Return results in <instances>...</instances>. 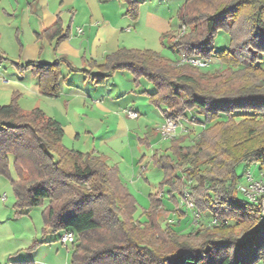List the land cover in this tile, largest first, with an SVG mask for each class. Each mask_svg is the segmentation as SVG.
I'll return each mask as SVG.
<instances>
[{
  "label": "trees",
  "instance_id": "trees-1",
  "mask_svg": "<svg viewBox=\"0 0 264 264\" xmlns=\"http://www.w3.org/2000/svg\"><path fill=\"white\" fill-rule=\"evenodd\" d=\"M124 2V14L137 20L138 1ZM177 17L183 31L161 36L173 59L148 49L121 48L101 65L91 62L99 73L85 71L96 83L123 70L131 72L135 85L143 77L152 86L144 91L148 101L181 127L187 111L202 116L192 120L201 130L191 144L178 136L169 139L165 152L151 156L161 179L138 217L137 201L115 166L66 147L61 124L39 108L23 110L17 93L0 104V175L10 181L16 215L45 204L42 231L74 234L68 264H264V218L257 205L237 197L236 189L240 163L257 164L259 172L264 166V68L259 65L264 0H185ZM219 30L229 33L230 45L216 51ZM43 33L56 42L67 37L58 22ZM180 55L215 59L224 67L202 73L179 64ZM59 63L16 65L20 72L34 73L41 95L56 98ZM238 106L253 112L235 120ZM184 188L195 212L209 215L210 223L180 233L166 218L171 212L183 215L179 199Z\"/></svg>",
  "mask_w": 264,
  "mask_h": 264
},
{
  "label": "crops",
  "instance_id": "crops-1",
  "mask_svg": "<svg viewBox=\"0 0 264 264\" xmlns=\"http://www.w3.org/2000/svg\"><path fill=\"white\" fill-rule=\"evenodd\" d=\"M125 7L124 0H0V104H7L17 93L21 108H39L61 124L65 136L67 133L69 138L79 139L81 133H85L93 139V144L100 132L96 126L101 128L105 125L102 144L120 139L121 147L108 152L100 145H93L87 153L102 157L110 166H117L120 181L136 199L146 195L154 186L150 179L144 184L140 172L136 174L140 170H149L142 166L147 156L138 153L139 147L136 155L132 150L134 140L139 138L137 130L150 123L147 113L141 116L138 106L147 100L144 91L150 92L152 86L150 84L148 89L147 83L141 79L134 85L131 73L120 74L125 77L126 88L119 87L114 80L117 72L100 83L85 73L87 70L91 74L99 73L97 68L91 67V62L101 65L107 55L128 48L123 46L124 41L140 24L139 20L132 21L124 14ZM57 22L67 34L58 42L43 33ZM56 60L60 61V93L56 98L40 95L38 78L30 69L20 72L16 65L27 61L52 63ZM28 104L30 107H27ZM128 111L137 113V117H128ZM126 120L136 122L130 126ZM163 120L160 109L157 122L145 133V137L151 136L153 142L158 141V127ZM112 124H117L120 129L110 135L108 132ZM148 141L147 146L153 151L151 139ZM140 155L144 157L142 162ZM149 171L154 179L161 178L160 171ZM4 183L0 180V188L4 187ZM4 200L2 195L0 202ZM4 207L0 206V220L12 223L16 218L10 217L9 209L5 213ZM25 216L29 217V211L17 219ZM39 232L40 235L34 226L33 234L20 240L23 243L19 246L13 247L0 240V264H5L7 256L11 264L30 260L33 264H68L70 249L59 242L61 232L57 237L61 245L59 249L51 240V232L44 233L42 229ZM35 241H39V245L28 249ZM24 250L32 256L19 257Z\"/></svg>",
  "mask_w": 264,
  "mask_h": 264
},
{
  "label": "rangeland",
  "instance_id": "rangeland-1",
  "mask_svg": "<svg viewBox=\"0 0 264 264\" xmlns=\"http://www.w3.org/2000/svg\"><path fill=\"white\" fill-rule=\"evenodd\" d=\"M137 1H138L137 20H139L140 25L138 27L137 26L135 27L137 28V30L132 29L133 30L132 34L126 37L127 39L124 41L125 44H123V46L128 47L127 49H139V50L148 49L151 51L158 52L164 58L173 59L174 55L168 49L169 43L167 41V38L164 37L163 41H161V36L165 33L176 34V33H181L183 31L184 28L183 26L179 25L180 23L177 17V13L180 6L185 0H137ZM229 45H230L229 33L224 30H219L214 38V49L216 51H221L228 48ZM210 60H211L210 65L206 68L200 69L201 70L200 72L211 73L220 70L221 68L224 67L221 64H219L215 59H210ZM259 65L262 68H264V59ZM116 72L118 75H115L116 77L114 80L117 81L119 87L122 86L123 88H126L127 82L125 80V77L120 76V74L121 72L123 74L131 73V72L128 70L116 71ZM140 79L142 80V82H146L148 89H150V83L146 81L143 77L139 78V80ZM133 83H134V78H133ZM19 99H20V95L18 94L17 103ZM9 102H7V104ZM27 107H30V105ZM138 107L140 108L139 112L141 113V116H143L142 114L144 112L147 113V116H149L150 123L146 127L143 126L142 130H137V133L139 134V138H136L134 140V145L132 147V150L136 155L139 147L140 151L138 153H144L148 158V159L146 158V160L143 161L144 157L140 155L141 162L143 161L142 166L144 167V169L148 167L149 170L152 171L155 170L158 172L159 170L155 169L151 164V156L157 151H161L162 153L165 152L171 142L169 139H162L159 134L157 135L159 140L154 142L152 141L153 137L151 136H147V138L145 137V133H147V131H149L151 127L154 126L155 122H157V116L158 114H160V108L151 104L148 101V99L147 100L145 99L144 103L140 104ZM23 110L28 111L30 109L27 108ZM234 110H235L234 113L235 112L238 113V115L236 114L235 120H239L243 118L242 117L243 114L239 115L240 113L251 114L253 112L248 110L246 107H243V109H241L240 106H238ZM257 115L259 116V114ZM193 119L202 120V116L196 110L187 111L186 119L182 120L184 126H182V129H179L177 135L174 137L176 138L178 136H184L185 140L183 141V144H191L196 139V137L198 136L201 130L200 126H196L197 124L194 123V121H192ZM219 119H226V116L220 114ZM126 122H128V124L132 126V123L133 122L135 123L136 121L126 120ZM96 127H98L100 132H98L97 134V138L95 139V144H93L94 143L93 139L91 137L89 138L90 135H85V133H81V137L79 139L76 137L69 138L68 134L66 133V136L63 135L64 136L63 144L68 148H72L74 150H78L84 153L90 152L93 145H96V147L97 145H100L103 147L104 150L108 152L117 151L121 147L122 142L120 141V139H116L113 142L108 143L107 145H103L101 139L105 137L104 134L105 125H103V127L101 128L100 125ZM117 129L118 130L120 129L117 126V124H112L110 126V130L108 133L111 135V133L112 132L115 133ZM148 139H151L152 141L151 145H152V149H154L153 151L151 150L150 147L147 146L150 141V140L148 141ZM99 141L101 142V144H99ZM256 166L257 164L254 163L249 164L246 162H242L236 167V174L241 179L246 169L247 170L249 169L254 173V175L258 177L259 170L256 168ZM149 170H143V171L140 170L137 171L136 174H139L140 172V174L143 176L141 181L144 182V184H147V180L150 179V182L153 183L155 187H157L161 178H159V180L154 179V176ZM9 171L11 177H14L15 174L11 163L9 165ZM0 180L5 182L4 187L0 188V197L3 195L5 197V200L3 202L2 201L0 202V206L1 207L5 206L3 208L4 212L7 213L8 212L7 210L9 209L10 217L16 218L15 220L12 221V223L6 220L3 222L2 220H0V240H3L4 242H6V244L10 243L13 247L19 246L20 245L19 243H23V241L19 242L20 240L26 239L28 238L29 235L33 234L34 226L37 227L38 234L40 233L39 231L44 226L41 213L45 207V204L42 206L32 207L29 210V217L25 216L23 219L18 220L17 218L23 215L20 216L16 215V209L14 207L15 198L10 181L8 178L1 175H0ZM154 186L153 185L151 186V189L148 191L149 193L154 191L153 190ZM148 192L146 195L138 196L136 198L138 200V210H140L138 211L136 217L139 216V213L141 212V208L147 207L148 195H149ZM237 197L240 199H244L243 195L240 194L239 192H237ZM166 207L171 208V206H166ZM179 211L180 213L183 214L182 216H180L177 213L171 212L166 218V221L172 224L173 228L177 232L180 233L188 232L189 230L195 228L196 226H203L210 223L209 215L203 214L199 216V218H194L191 212L184 206L180 207ZM3 217L5 218V216ZM50 236L52 242L56 244L55 247H57L58 249L61 248V245H59V243L57 242L58 241L57 237L59 236V232H51ZM30 254L31 253H28L27 251L24 250L21 251L19 257H27V256L31 257L32 255ZM4 263L11 264L9 262L8 256L6 257Z\"/></svg>",
  "mask_w": 264,
  "mask_h": 264
},
{
  "label": "built area",
  "instance_id": "built-area-1",
  "mask_svg": "<svg viewBox=\"0 0 264 264\" xmlns=\"http://www.w3.org/2000/svg\"><path fill=\"white\" fill-rule=\"evenodd\" d=\"M184 28V27H183ZM210 59H203L200 57H186L180 55L178 63H187L199 69L206 68L210 65ZM128 117L136 118L137 113L128 111ZM179 129H182L180 123L172 118H166L158 127V134L162 139H172L177 135ZM237 191L243 195L244 199L251 204L259 207L260 219L264 218V166L259 172V176L255 177L251 170H246L242 176L241 181L236 186ZM179 206L187 208L194 218H199L195 212V206L190 200L188 190L184 188L179 199ZM211 223H214L212 220ZM59 242L70 249L74 241V234L71 231H62L59 236Z\"/></svg>",
  "mask_w": 264,
  "mask_h": 264
}]
</instances>
